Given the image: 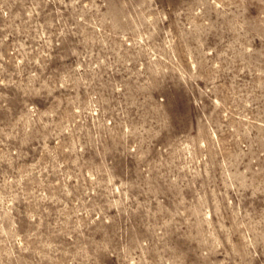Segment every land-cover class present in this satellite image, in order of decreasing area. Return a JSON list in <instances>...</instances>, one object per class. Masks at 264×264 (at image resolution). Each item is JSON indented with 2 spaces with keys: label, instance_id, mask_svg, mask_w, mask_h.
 I'll return each instance as SVG.
<instances>
[{
  "label": "rangeland",
  "instance_id": "obj_1",
  "mask_svg": "<svg viewBox=\"0 0 264 264\" xmlns=\"http://www.w3.org/2000/svg\"><path fill=\"white\" fill-rule=\"evenodd\" d=\"M0 264H264V0H0Z\"/></svg>",
  "mask_w": 264,
  "mask_h": 264
}]
</instances>
